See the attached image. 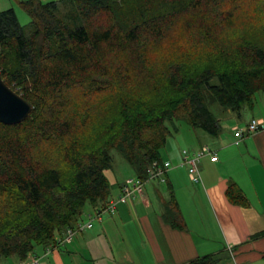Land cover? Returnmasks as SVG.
Listing matches in <instances>:
<instances>
[{"label": "trees", "instance_id": "16d2710c", "mask_svg": "<svg viewBox=\"0 0 264 264\" xmlns=\"http://www.w3.org/2000/svg\"><path fill=\"white\" fill-rule=\"evenodd\" d=\"M230 1L235 0H20L27 30L12 7L0 9V76L32 106L22 122H0V264L53 245L88 210L107 204L104 171L112 166L113 150L145 181L151 163L161 161L168 136L178 130L175 121L216 136L222 130L218 108L239 119L253 108L255 93L264 90V46L252 43L239 45V59L220 69L190 72L185 61L167 66L162 74L172 93L164 104L124 96L134 75L152 72L148 51L182 18L188 17V27L195 17L209 28L210 22L232 18ZM71 92L119 95L114 120L94 132L95 144L85 149L77 140L66 143L80 120L69 110ZM53 141L60 145L54 160L42 154ZM226 194L244 203L234 184ZM168 207L169 223L184 227L176 203ZM217 262L210 253L183 264Z\"/></svg>", "mask_w": 264, "mask_h": 264}, {"label": "crops", "instance_id": "0c3cea01", "mask_svg": "<svg viewBox=\"0 0 264 264\" xmlns=\"http://www.w3.org/2000/svg\"><path fill=\"white\" fill-rule=\"evenodd\" d=\"M247 110L249 120L261 119L263 126L241 138L233 135L234 127L245 128L249 120L239 124V119L216 136L193 129L170 134L161 153V161L170 162L164 180H145L141 194L133 193L114 212H101L90 227L75 230L70 241L38 246L30 257L37 256L38 264H183L214 253L217 264H264V90ZM202 145L215 151L217 160L201 158V181L194 182L181 164V149ZM130 177L136 176L122 165L119 176L109 180L110 198L121 193ZM230 184L244 203L228 198ZM170 202L176 203L184 227L169 223ZM94 213L88 210L79 223ZM18 261L8 258L1 264Z\"/></svg>", "mask_w": 264, "mask_h": 264}, {"label": "rangeland", "instance_id": "374dc122", "mask_svg": "<svg viewBox=\"0 0 264 264\" xmlns=\"http://www.w3.org/2000/svg\"><path fill=\"white\" fill-rule=\"evenodd\" d=\"M19 1L0 0V9L12 7L19 23L27 30L29 17L19 4ZM226 6L233 9L234 15L232 18L223 23L210 22L208 23L209 28L205 24H200L199 19L195 17L189 18L188 22L191 25L188 27L186 25L188 17L182 18L164 42L148 51L149 66L152 68V72L143 71L134 75L130 83L131 90L124 96L130 97L132 100L140 98L151 105L156 102L164 104L168 101V95L172 92L163 77L162 71L173 62L185 61V68L192 69L190 72L197 71L204 66L220 69L226 66L229 61L239 59L236 56V50L239 45L252 43L264 46V32L262 29L264 6L262 1L235 0L230 1ZM185 29H187L189 35L185 33ZM207 31H209V34H205L204 38H197L202 32L207 33ZM193 67L195 68L193 69ZM257 95L258 92L255 93L256 97ZM117 97L119 95L115 92H106L92 97H84L79 93L71 92L69 110L71 114L78 115L80 120L66 143H70L71 140H77L80 146H83V149L95 144L97 137L94 140L93 133L108 128L110 122L114 120L117 111ZM218 110L215 109V112L217 111L219 117H221L220 124L223 130L228 129L233 123L239 121L235 114H228L227 111L221 108H218ZM249 117L248 110L242 111V118L239 124L249 120ZM175 125L183 135L187 131L192 130L185 121H175ZM171 135L175 136L176 134L174 132ZM93 137L94 139L91 140ZM207 137L208 142H212L211 138ZM98 139L99 142L101 139ZM59 146L56 141L46 143L42 150L43 156L45 155L53 160L57 159ZM160 152L163 154L164 147ZM112 155V166L104 171L109 180L119 176L122 165H125L129 173L133 174L131 167L119 153L113 150ZM68 173L66 172L65 175ZM85 207H87V204ZM35 249L38 250L39 248L36 247Z\"/></svg>", "mask_w": 264, "mask_h": 264}, {"label": "built area", "instance_id": "2783aa9c", "mask_svg": "<svg viewBox=\"0 0 264 264\" xmlns=\"http://www.w3.org/2000/svg\"><path fill=\"white\" fill-rule=\"evenodd\" d=\"M263 126V121L257 118H251L245 128L234 127L233 135L237 138H241L244 134H249L261 128ZM182 160L181 164L186 165L188 170L189 178L198 182L201 181V175L199 168L197 166L198 161L208 156L211 161L217 160V154L215 151L210 149L207 145H202L194 151H190L186 148L181 149ZM170 166L169 161H153L151 165L147 169V179H157L164 180L162 175L166 171V169ZM143 182L138 177H130L124 180L121 185V193L116 198H109L107 204L100 209H96L93 217L89 218L86 222L78 223L74 228H67L62 237L57 238L56 243H64L70 241L75 230L88 228L91 226V221L94 218H99L101 212H114L115 207L118 203H124L133 193H142V185ZM18 264H38V257H29L27 259H22L18 261Z\"/></svg>", "mask_w": 264, "mask_h": 264}, {"label": "water", "instance_id": "95a60500", "mask_svg": "<svg viewBox=\"0 0 264 264\" xmlns=\"http://www.w3.org/2000/svg\"><path fill=\"white\" fill-rule=\"evenodd\" d=\"M31 108V104L0 76V122L7 125L20 123L29 115Z\"/></svg>", "mask_w": 264, "mask_h": 264}]
</instances>
